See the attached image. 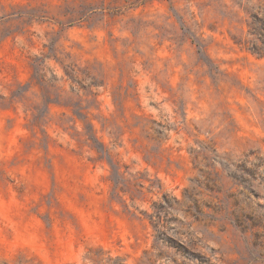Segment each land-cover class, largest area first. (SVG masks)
<instances>
[{
  "label": "rangeland",
  "instance_id": "374dc122",
  "mask_svg": "<svg viewBox=\"0 0 264 264\" xmlns=\"http://www.w3.org/2000/svg\"><path fill=\"white\" fill-rule=\"evenodd\" d=\"M0 264H264V0H0Z\"/></svg>",
  "mask_w": 264,
  "mask_h": 264
}]
</instances>
